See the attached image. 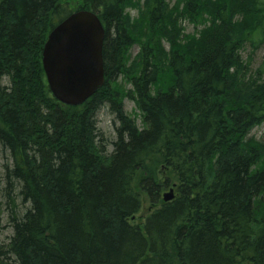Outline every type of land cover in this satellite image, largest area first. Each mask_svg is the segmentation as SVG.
I'll return each instance as SVG.
<instances>
[{"label": "trees", "instance_id": "trees-1", "mask_svg": "<svg viewBox=\"0 0 264 264\" xmlns=\"http://www.w3.org/2000/svg\"><path fill=\"white\" fill-rule=\"evenodd\" d=\"M129 1H0V145L11 158L0 264H264V144L250 136L264 121V82L236 70L247 68L244 42L256 31L264 37L262 0H180L203 28L181 37L165 61L158 43L167 32L136 36ZM83 8L105 23L106 81L69 105L50 89L43 49ZM165 8L152 1L153 23L168 22ZM242 25L244 36L232 33ZM249 80L254 88L241 96ZM107 106L116 120L110 151L98 118ZM144 195L153 207L140 224Z\"/></svg>", "mask_w": 264, "mask_h": 264}, {"label": "rangeland", "instance_id": "rangeland-1", "mask_svg": "<svg viewBox=\"0 0 264 264\" xmlns=\"http://www.w3.org/2000/svg\"><path fill=\"white\" fill-rule=\"evenodd\" d=\"M1 1V0H0ZM152 1L153 0H130L128 5H127V15H128V23L131 26V30H133L134 34L138 36L139 38H142L146 32H153L156 36H158V33L160 30L167 32V34H164L162 37H160L159 34V47L160 48V53L159 55L164 58V61L167 60L169 53L173 49V44H178V46H181L182 44H185L184 41L181 39V37H186L187 35H197L199 31L203 28V23L200 22H193L192 18L189 17L188 14L184 12V7L180 4V0H165L166 1V8L167 13L165 15L168 18L167 21H160L159 23H153L150 19V9L152 7ZM263 5H264V0H262ZM181 6H180V5ZM164 16L163 19L166 18ZM215 20V19H214ZM219 23L218 21H216ZM235 22L238 23L237 17H235ZM160 25L164 28H160ZM238 25V24H237ZM145 26V27H144ZM232 26V25H231ZM231 26L227 25L228 31L231 30ZM245 26L242 25V27L236 26L235 30H237L235 33L232 32L233 34H239L241 36L245 35L244 28ZM241 30L238 32V30ZM177 30V32H176ZM264 34V33H263ZM140 40V39H139ZM141 40L139 42H135L131 48H130V55H131V60L129 63L130 68V73L133 74L136 70V58L138 59L141 56ZM244 48L241 49L240 51V60L244 64L247 65V68L242 65L239 68H237L238 74L241 76L246 74V75H251L254 78H257L260 82H257V85L262 84L264 82V37L261 32L256 31L251 37L249 41L244 42ZM176 46V45H175ZM139 56V57H138ZM252 73H250V71ZM250 73V74H249ZM117 79L114 80L113 82H119L123 80V75L122 76H113L112 79ZM160 82V81H159ZM253 83L256 82H251L249 80L248 83H246L247 86H244V84H240V87L243 90H239L241 96H244V94L250 91V89H253L254 87L252 86ZM164 83L162 81L160 86H164ZM131 85L128 84V87ZM158 89V88H157ZM159 90V89H158ZM162 90V89H161ZM125 109L127 113L130 115H133L136 117V120L139 125H142V120H141V115L139 108L137 106L136 101L126 98L125 99ZM98 118H99V126L104 130L105 132V137L109 141L106 142L107 148L110 151V149H113V144L111 143L112 140L115 137V116L114 114L110 111L109 107H103L100 109L98 112ZM119 124V123H118ZM250 136H255L258 140H260L264 144V121L257 124L254 126V128L250 132ZM11 158L9 156L8 152H5L1 145H0V202H6V199L4 197V187H5V179H4V170H5V164L10 163ZM170 192V190H165L163 193L164 195L166 193ZM145 197V204L142 208V210L136 215L134 218L135 221L139 222L140 224H143L146 215L152 209L153 205L150 202V199L147 195H144ZM3 215H4V229L1 234V238L5 241L9 240L10 234H12V227L9 225L10 223L8 222V217H7V212H8V207L7 204H4L3 207Z\"/></svg>", "mask_w": 264, "mask_h": 264}, {"label": "water", "instance_id": "water-1", "mask_svg": "<svg viewBox=\"0 0 264 264\" xmlns=\"http://www.w3.org/2000/svg\"><path fill=\"white\" fill-rule=\"evenodd\" d=\"M105 26L97 12L80 9L60 21L49 33L43 65L54 96L69 105H80L106 81ZM173 190L164 199L171 200Z\"/></svg>", "mask_w": 264, "mask_h": 264}, {"label": "bare ground", "instance_id": "bare-ground-1", "mask_svg": "<svg viewBox=\"0 0 264 264\" xmlns=\"http://www.w3.org/2000/svg\"><path fill=\"white\" fill-rule=\"evenodd\" d=\"M183 7H184V10L186 11L187 10V8L183 5V3L181 4Z\"/></svg>", "mask_w": 264, "mask_h": 264}]
</instances>
